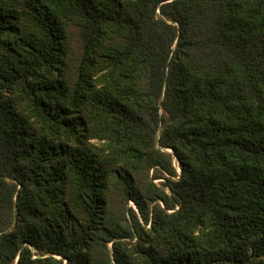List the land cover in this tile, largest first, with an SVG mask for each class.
Instances as JSON below:
<instances>
[{
    "label": "trees",
    "instance_id": "16d2710c",
    "mask_svg": "<svg viewBox=\"0 0 264 264\" xmlns=\"http://www.w3.org/2000/svg\"><path fill=\"white\" fill-rule=\"evenodd\" d=\"M0 264H264V0H0Z\"/></svg>",
    "mask_w": 264,
    "mask_h": 264
}]
</instances>
